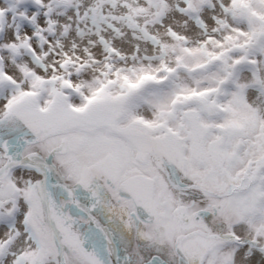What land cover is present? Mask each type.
<instances>
[{
  "label": "snow or ice",
  "instance_id": "6c2138e0",
  "mask_svg": "<svg viewBox=\"0 0 264 264\" xmlns=\"http://www.w3.org/2000/svg\"><path fill=\"white\" fill-rule=\"evenodd\" d=\"M0 264H264V0H0Z\"/></svg>",
  "mask_w": 264,
  "mask_h": 264
}]
</instances>
